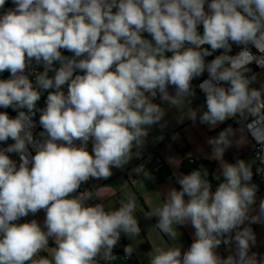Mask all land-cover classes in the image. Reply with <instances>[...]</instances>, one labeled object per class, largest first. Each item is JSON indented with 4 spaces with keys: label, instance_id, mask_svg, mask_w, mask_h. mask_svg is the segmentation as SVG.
Listing matches in <instances>:
<instances>
[{
    "label": "clouds",
    "instance_id": "9594fccd",
    "mask_svg": "<svg viewBox=\"0 0 264 264\" xmlns=\"http://www.w3.org/2000/svg\"><path fill=\"white\" fill-rule=\"evenodd\" d=\"M6 3L0 0V73L9 77L0 79V108L17 114L0 111V264H117L122 236L130 241L123 260L136 254L143 230L135 195L106 207L103 187L83 186L140 160L150 131L166 128L167 109L191 103L197 88L204 104L177 122L236 127L207 140L220 165L215 188L207 169L174 174L179 187L147 212L167 242L144 253L146 264H264L253 228L264 226L254 181L264 177V72L251 67L264 69V0ZM234 143L252 155L226 161ZM133 171L155 179L143 165ZM41 210L43 224L18 222ZM189 227L187 248L169 242Z\"/></svg>",
    "mask_w": 264,
    "mask_h": 264
},
{
    "label": "crops",
    "instance_id": "0c3cea01",
    "mask_svg": "<svg viewBox=\"0 0 264 264\" xmlns=\"http://www.w3.org/2000/svg\"><path fill=\"white\" fill-rule=\"evenodd\" d=\"M195 81V80H194ZM193 81V86L194 85ZM205 97L197 91L196 96L192 99L191 103H184L179 107H171L167 109V115L165 121L167 126L161 130L158 126L154 127L149 134L148 142L142 151V157L140 160H133L123 170H113V176L108 180L90 181L87 185L89 188L93 186H101L103 189L100 192V196L105 203L106 207H118V201L125 198L128 194H134L136 197L137 211L135 215L140 221L142 227V234L139 240L133 241V244L137 247V253L134 254L136 260L130 264H146V257L144 253L149 251L153 245L166 246L167 238L164 237L155 228L156 219H147L146 214L152 208L160 206L163 203V194L171 186L179 187L175 185L174 174L180 175L187 173L181 169L182 162L188 160L191 162H204L210 164L213 188H215L217 181L215 177L219 172V163L212 158L210 155V147L207 144L209 137L215 136L218 132L226 127L227 124L236 125L233 121L229 120L225 125H220L215 130H210L208 126L201 125L198 122L193 125L191 121L185 119L183 123H178V117L181 114H187L192 109H197L204 104ZM167 107V106H166ZM0 111H7L11 116L14 111L9 109L0 108ZM162 136L163 139L154 142V138ZM173 136L176 137L173 140ZM240 139L239 134L237 140ZM8 143H12L11 140ZM89 150H91V144H89ZM156 155L161 160L160 166L157 161H153L150 168L159 166L156 171H152V175L155 177L154 180H145L143 178L140 182H134L132 178L137 175L133 169L139 165L144 166V160L147 157ZM252 155L250 147L246 144H235L230 148L224 159L229 162H234V157L239 156L240 158H249ZM254 181L259 186L258 196L261 195V187L264 185L263 181L258 177L254 176ZM99 200L93 203H99ZM44 211L41 210L35 216L38 222L43 224ZM254 230L258 234V240L264 242V226L253 225ZM183 233L182 237L177 238L176 241H169L175 243L177 246L183 244L187 248L192 242L193 229L181 228ZM130 241L126 237L122 236V246L128 244ZM264 252V246L259 249ZM223 253V247L219 250ZM47 251L42 255H47Z\"/></svg>",
    "mask_w": 264,
    "mask_h": 264
},
{
    "label": "built area",
    "instance_id": "2783aa9c",
    "mask_svg": "<svg viewBox=\"0 0 264 264\" xmlns=\"http://www.w3.org/2000/svg\"><path fill=\"white\" fill-rule=\"evenodd\" d=\"M13 5L11 4V0H8V3H6V5H5V7L6 8H8V7H12ZM202 28V27H201ZM200 28V29H201ZM145 36H147V34H145ZM149 39H150V37H148ZM206 47V46H205ZM222 51V50H221ZM239 51V48L238 47H236L235 45L233 46V53L232 54H235L236 52H238ZM252 51L255 53L256 52V49L255 48H252ZM63 54L64 55H72L71 53H69V52H67V51H64L63 52ZM219 54V53H218ZM214 58V56L213 57H208V58H206L207 60H211V59H213ZM251 67L253 68V70L254 71H256V72H260V71H263L264 69H260V68H258L255 64H253V65H251ZM40 70H42V68L40 69ZM50 75H52L51 73H50ZM31 79H34V77H30ZM204 78H207V73H205L204 74V76L203 77H201L200 79H197V80H195V86H197L201 81H202V79H204ZM65 92L67 91V88H66V86H65ZM197 91L200 93V94H202V95H204L203 93H201L200 91H199V89L197 88ZM46 96H47V93L45 92L43 95H42V97H41V100L38 102V106L39 107H44V105H45V100H46ZM17 113L15 112L11 117H15V115H16ZM35 119H36V121H37V127L34 129V132H36V133H38L39 131H42V128L39 126V124H38V114H37V116L35 117ZM249 139H251L250 137H249ZM78 143V142H77ZM253 143H254V141H253ZM4 145H0V147H3ZM30 151H32L31 149H30ZM32 154L34 155L35 154V152L33 151L32 152ZM12 158L13 159H16V160H18V156H16L15 154H12ZM157 161V163L159 164V166H160V163H161V160L158 158V156H156V155H153V156H150V157H147L145 160H144V167H145V169L146 170H148V171H150V172H152V171H156L157 169H158V167L159 166H155L154 168H150V165L152 164V162L153 161ZM256 177H258L260 180H262L263 182H264V177H261V176H256ZM143 176L142 175H140V176H136V177H134V178H132V180L134 181V182H140V181H142L143 180ZM83 187H86V188H89V186L88 185H85V186H83ZM83 187H82V189L81 190H83ZM94 201H90L89 203H93ZM32 219H34L33 218V216H31L30 218H26V219H22V223L23 222H29V221H31ZM115 252L121 257V260L120 261H118L117 262V264H130V263H133L135 260H136V258H135V256L133 255L130 259H128L127 261H124L123 260V255H124V253H123V246H122V244L120 243V245L115 249Z\"/></svg>",
    "mask_w": 264,
    "mask_h": 264
},
{
    "label": "trees",
    "instance_id": "16d2710c",
    "mask_svg": "<svg viewBox=\"0 0 264 264\" xmlns=\"http://www.w3.org/2000/svg\"><path fill=\"white\" fill-rule=\"evenodd\" d=\"M200 31H201V33H202V31H203V29L201 28L200 29ZM206 47H208L207 45H206ZM219 52H217V53H215L214 55H217ZM213 57V56H212ZM194 85H195V81H194ZM15 113V112H14ZM13 113V114H14ZM12 114V115H13ZM11 115V116H12ZM10 116V117H11ZM201 168H203V169H207L208 170V172H209V179L212 181V178H211V176H210V173H211V166H210V164H207V163H204V162H189L188 160H184L183 162H182V165H181V169H182V171L183 172H185V173H187V174H189L191 171H193V170H197V169H201ZM32 216V214H30L28 217H24V218H22V219H26V218H30ZM22 219L20 220V221H18L19 223H22Z\"/></svg>",
    "mask_w": 264,
    "mask_h": 264
},
{
    "label": "rangeland",
    "instance_id": "374dc122",
    "mask_svg": "<svg viewBox=\"0 0 264 264\" xmlns=\"http://www.w3.org/2000/svg\"><path fill=\"white\" fill-rule=\"evenodd\" d=\"M260 72H264L260 71ZM9 77V73L8 72H4V73H0V79H7ZM264 184V182H263ZM260 196H264V185L261 187V195ZM45 215H43V219H44Z\"/></svg>",
    "mask_w": 264,
    "mask_h": 264
}]
</instances>
